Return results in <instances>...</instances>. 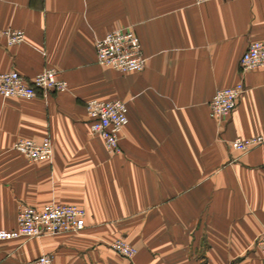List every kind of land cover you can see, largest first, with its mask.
Wrapping results in <instances>:
<instances>
[{
    "label": "crops",
    "instance_id": "crops-1",
    "mask_svg": "<svg viewBox=\"0 0 264 264\" xmlns=\"http://www.w3.org/2000/svg\"><path fill=\"white\" fill-rule=\"evenodd\" d=\"M133 28L146 61L121 74L97 63L107 33ZM0 74L32 79L56 69L69 88L26 100L0 95V230H14L21 204H73L87 212L80 234L0 241V264H263L264 143L247 154L236 139L264 138V69L242 77L240 60L264 43V0H0ZM245 84L221 124L219 90ZM120 99L129 109L122 152L90 130L85 105ZM53 142L51 162L14 150L21 139ZM123 239L132 261L109 244Z\"/></svg>",
    "mask_w": 264,
    "mask_h": 264
},
{
    "label": "built area",
    "instance_id": "built-area-1",
    "mask_svg": "<svg viewBox=\"0 0 264 264\" xmlns=\"http://www.w3.org/2000/svg\"><path fill=\"white\" fill-rule=\"evenodd\" d=\"M210 1L215 0H196L198 4ZM0 39H4L8 46L20 45L25 42V32L6 29L0 31ZM96 57L99 65L121 74L142 72L146 65L141 40L133 28H119L107 33L96 44ZM260 69H264V43L255 41L243 54L239 70L243 77L251 71ZM68 88V83L53 68L43 70L32 79H27L17 71L0 74V95L4 98L48 99L50 95L65 92ZM245 89L244 82L240 81L233 87L217 91L210 102L211 118L220 124L227 119L236 109ZM85 109L91 132L104 141L109 154H121V134L129 123V109L126 103L120 99L110 101L92 99L86 103ZM263 143V137L236 139L230 143V147L247 154ZM13 148L33 162H51L54 155L53 142L50 138H45L41 142L21 139ZM86 215L84 208L73 204L50 203L41 208L21 204L17 228L0 230V241L80 234L86 227ZM109 246L130 261L137 254V250L123 239H118ZM257 246L264 264V227ZM30 264H54V257L41 255Z\"/></svg>",
    "mask_w": 264,
    "mask_h": 264
}]
</instances>
